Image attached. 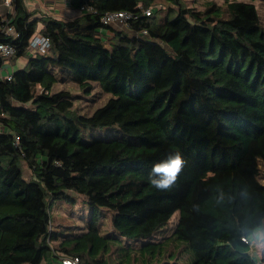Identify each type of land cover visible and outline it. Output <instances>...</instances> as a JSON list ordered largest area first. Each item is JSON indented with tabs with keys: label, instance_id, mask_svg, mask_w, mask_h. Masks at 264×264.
I'll list each match as a JSON object with an SVG mask.
<instances>
[{
	"label": "trees",
	"instance_id": "trees-1",
	"mask_svg": "<svg viewBox=\"0 0 264 264\" xmlns=\"http://www.w3.org/2000/svg\"><path fill=\"white\" fill-rule=\"evenodd\" d=\"M161 1L160 21L156 0H70L94 11L40 19L13 0L0 16V43L15 49L0 55V72L27 58L0 76V264H182L180 250L191 264L264 263L238 232L264 221V0ZM120 11L134 17L126 26L101 22ZM37 33L50 44L30 54ZM67 79L110 98L68 116L73 94L53 91ZM176 151L186 165L159 191L147 176ZM79 196L86 228L54 227L49 207ZM101 209L112 213L109 234Z\"/></svg>",
	"mask_w": 264,
	"mask_h": 264
},
{
	"label": "rangeland",
	"instance_id": "rangeland-1",
	"mask_svg": "<svg viewBox=\"0 0 264 264\" xmlns=\"http://www.w3.org/2000/svg\"><path fill=\"white\" fill-rule=\"evenodd\" d=\"M187 3L191 2L190 0H186ZM220 2L219 0H217ZM2 5V6H1ZM160 6L165 7V4L161 0H156L155 5L153 6V9H150L152 11H157ZM257 11L259 13V16L261 18V21L264 23V7L257 3L256 5ZM9 7L4 4L3 0H0V15H5L8 12ZM81 14L78 11V15ZM164 17V12L161 10H158L156 12V20L160 21ZM42 26V22H38V30ZM27 62L26 57H21L15 60L14 64H8L5 63L3 66L2 71L5 73L12 72L23 69ZM68 72L66 71V75ZM65 75V76H66ZM67 77V76H66ZM66 89L70 91L73 94V107L71 109V112L68 116L74 115L76 113L79 114H91L95 109L103 106L106 101L110 98L109 94L100 93V89L94 84V87L92 89L91 93H83L81 92L77 85L72 82L71 80L59 82L56 84L53 88V91ZM19 166L22 171L23 178L26 181H30V170L24 165L22 161H20ZM262 184H264V179H259ZM89 206L84 202V197L79 196L77 198V202L74 206L71 207L67 202L65 201H55L50 207L49 212L51 214L52 224L54 227H57L59 229H62L66 232H73L78 233L80 230L85 229L88 223V217H89ZM112 213L106 209L99 210V218L101 222V226L103 227L104 233H111V218ZM178 215V214H177ZM176 218H173L166 226L162 228V230L155 236V238L159 239L164 234L171 233V230L173 229L174 223ZM62 226V227H61ZM67 227V228H66ZM256 251L253 252V256L259 260L261 259L262 262H264V252H259L258 249H255ZM169 260V258H168ZM177 261L182 264H191L193 261V257L191 254L186 253L184 250H180L177 253ZM264 264V263H262Z\"/></svg>",
	"mask_w": 264,
	"mask_h": 264
},
{
	"label": "clouds",
	"instance_id": "clouds-1",
	"mask_svg": "<svg viewBox=\"0 0 264 264\" xmlns=\"http://www.w3.org/2000/svg\"><path fill=\"white\" fill-rule=\"evenodd\" d=\"M186 165V160L179 151L169 153L160 162L153 164L147 180L152 187L159 191H169L176 184ZM239 240L248 245L251 253L254 249L264 252V221L254 224L245 222L239 226Z\"/></svg>",
	"mask_w": 264,
	"mask_h": 264
},
{
	"label": "built area",
	"instance_id": "built-area-1",
	"mask_svg": "<svg viewBox=\"0 0 264 264\" xmlns=\"http://www.w3.org/2000/svg\"><path fill=\"white\" fill-rule=\"evenodd\" d=\"M12 1L13 0H3L4 4L7 5L8 7L12 6ZM78 11L81 14H85L88 12H93L94 10L88 6H82ZM146 15L150 14V10H147L145 12ZM134 17L131 13L129 12H109L103 15L101 18V22L105 25H110V24H116L118 26H126L127 22L132 20ZM5 34L16 37L17 32L14 27L12 26H6L5 28ZM142 36L146 35V31L141 32ZM49 39L46 38L45 36L41 34H35L32 39L30 40L29 43V53L34 54V53H44L47 48L49 47ZM15 53V49L12 45L8 43H0V55L5 59L8 60L9 58L13 57ZM8 80H10V75L7 73L5 76ZM62 264H79L77 258L73 259H62Z\"/></svg>",
	"mask_w": 264,
	"mask_h": 264
},
{
	"label": "crops",
	"instance_id": "crops-1",
	"mask_svg": "<svg viewBox=\"0 0 264 264\" xmlns=\"http://www.w3.org/2000/svg\"><path fill=\"white\" fill-rule=\"evenodd\" d=\"M23 3L26 9L33 14L31 19H37V18L40 19L42 17L47 18L49 16H58V17L78 16V9H75L71 6L70 0H23ZM2 12L0 14H2ZM12 12H13V6L9 7L8 12L6 14H10ZM0 16H4V15H0ZM6 75L7 73L1 70L0 76L5 77ZM0 131H1V127H0Z\"/></svg>",
	"mask_w": 264,
	"mask_h": 264
}]
</instances>
